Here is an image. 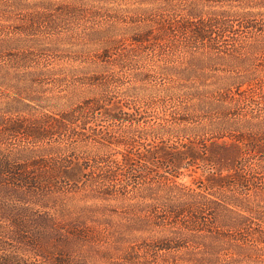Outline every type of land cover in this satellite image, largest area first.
<instances>
[{"label": "rangeland", "instance_id": "374dc122", "mask_svg": "<svg viewBox=\"0 0 264 264\" xmlns=\"http://www.w3.org/2000/svg\"><path fill=\"white\" fill-rule=\"evenodd\" d=\"M203 27L213 54L187 48ZM191 53L216 58L206 84L254 81L205 106ZM0 171L84 264H264V0H0Z\"/></svg>", "mask_w": 264, "mask_h": 264}, {"label": "trees", "instance_id": "16d2710c", "mask_svg": "<svg viewBox=\"0 0 264 264\" xmlns=\"http://www.w3.org/2000/svg\"><path fill=\"white\" fill-rule=\"evenodd\" d=\"M197 16V15H195ZM252 27V26H251ZM193 35L190 37L189 41H193V43H189L187 48L190 49L193 44L196 45L195 48L199 50L208 48L211 50L210 53H214L213 47H215V41L213 39V35L210 34L205 28H199L196 31H192ZM97 38H101L103 35H96ZM149 35H142L140 39H134L135 43H144ZM168 36H164L160 40L163 43H166ZM111 39H106L103 44L110 45L113 47L115 44L112 43ZM191 44V46H189ZM170 50L175 51L177 46V42L170 43ZM109 47V48H110ZM213 48V49H212ZM206 50V49H205ZM2 54V53H1ZM190 65L186 70L189 78L195 77L199 82V86L202 85V89H196L192 92V96H194L197 101H206L203 102V105L212 107L213 105H219L222 102H217L220 100L217 96H222L223 93L229 89L234 92L239 91L240 87H249L250 84L253 83L254 76H250L245 80L237 79V78H229L223 80L222 78H213L212 81H215L214 85L206 84L205 81H208L207 70L209 67L213 65L216 61V58L204 54H193L191 53ZM199 55V57H196ZM143 80V79H142ZM229 81V83H228ZM212 87V91L210 90ZM136 98L150 100L152 97L147 94H135ZM214 98V102L212 99ZM95 110H99V104H92ZM75 111L71 115H61L60 120L62 123H58L59 130L67 131V124H71L72 122H76L79 120ZM117 120H126L127 122H134V118L132 117H123L118 118ZM9 133H17L21 130L20 127H9ZM34 138L41 139L42 137H46L45 133L42 131H34ZM163 160L166 161L167 164L173 166L176 170H183L189 168L191 166H198L197 161L201 160L199 155H195L191 151H187L186 153H182L180 155L177 154H169V153H159L158 154ZM153 156V155H151ZM154 157H152L153 159ZM151 157H148L150 160ZM193 160V161H192ZM192 161V162H191ZM185 164V168H183ZM7 167H10L9 164H6ZM238 170V165H236V171ZM238 180L239 176H236ZM20 182L27 189H33L32 182L30 179H19L18 176L10 178L6 176L4 171H0V192H4L7 194L11 190L12 186H16V184ZM35 187V186H34ZM18 204L15 203L14 200L10 201L9 199H5L4 195L0 196V264H84L81 262V259L78 260L72 258L67 255L59 246L60 243L68 244L66 241L60 239L55 236L54 239L50 238L46 233L48 230L47 224L48 222L44 221L39 217H35L32 221L26 222L21 216L20 211L17 209ZM48 247H52V250Z\"/></svg>", "mask_w": 264, "mask_h": 264}]
</instances>
